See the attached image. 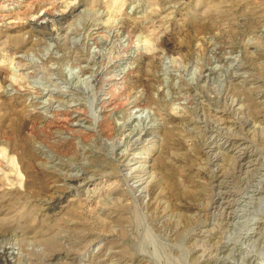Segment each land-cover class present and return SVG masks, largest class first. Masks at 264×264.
<instances>
[{"label": "rangeland", "instance_id": "374dc122", "mask_svg": "<svg viewBox=\"0 0 264 264\" xmlns=\"http://www.w3.org/2000/svg\"><path fill=\"white\" fill-rule=\"evenodd\" d=\"M0 155V264H264V0H0Z\"/></svg>", "mask_w": 264, "mask_h": 264}, {"label": "bare ground", "instance_id": "6f19581e", "mask_svg": "<svg viewBox=\"0 0 264 264\" xmlns=\"http://www.w3.org/2000/svg\"><path fill=\"white\" fill-rule=\"evenodd\" d=\"M55 2V1H54ZM65 11L63 10V11H59V12H54V14L52 15L51 13H49L47 10L46 11H44V12H42V13H40V14H38L37 15V17L35 18V21H37L38 22V24H47L48 22H50V21H52L51 20V16L52 17H59V18H61V17H63L64 15H65ZM4 18V17H3ZM32 18H33V16H32ZM6 19V18H5ZM28 19V18H27ZM52 19H54V18H52ZM16 66V65H15ZM101 71H99L98 73H100ZM107 72V71H106ZM102 75H105V74H102ZM102 75H100V74H98L97 75V77H96V82H97V85L98 86H100V85H102L101 86V90H97L98 91V93L97 94H99V96L101 97V104H100V114L97 116L95 113H94V115H96V116H92V118H90L89 119V115H88V111H87V109H80V108H78V106H77V104L78 103H76V104H73L74 102H72V103H68L67 105H65L66 107L65 108H61V109H54L56 106H54V108H53V111H52V113H51V115L49 114V118H50V120L48 121L49 123H47V122H45V124L47 123V125H50L51 123H58L59 124V128L60 129H62V131H64L67 135H66V137H65V140H67L70 144H73V146H74V148H77L76 147V142H78V144L80 143H85V142H87L88 140H91L92 138H95V137H102V138H104V137H110L111 136V138H112V135H111V121H109V119H110V117L112 116V115H114L115 113H117L118 111H125V110H131V111H129V112H131V113H134V112H137L138 111V109L137 108H139V106H140V104H139V101H138V99L137 98H135L133 101H130V100H128V99H126V101H123L122 99H120V95L118 96L119 98V100L117 101L116 99H115V97H114V93L112 92V91H110V86H109V84L112 82L113 83V81L116 79L115 77H113V76H106V77H103ZM49 79V78H48ZM91 83V82H90ZM95 83V82H94ZM106 83L108 84V87H106L105 85H106ZM54 84V83H53ZM100 84V85H99ZM69 85V84H68ZM68 85H67V87H68ZM97 86V87H98ZM72 87V86H71ZM70 87V88H71ZM84 87V86H83ZM83 87H81V88H83ZM74 88V87H73ZM95 88V87H94ZM57 89V88H56ZM58 89H59V87H58ZM67 89H69V88H67ZM96 89H98V88H96ZM122 89V88H121ZM74 90H79L78 88L77 89H74ZM123 90V89H122ZM122 90H120V91H122ZM61 91V90H60ZM68 91H70L71 92V90H68ZM80 91V90H79ZM82 91V90H81ZM83 91H84V89H83ZM96 91V92H97ZM50 92V91H49ZM62 92V91H61ZM70 92H68V93H70ZM74 92V91H73ZM51 93V92H50ZM65 93V92H64ZM67 93V92H66ZM53 94V93H52ZM72 94V93H71ZM86 94V93H85ZM56 95V94H55ZM74 95H76V94H74ZM83 95H84V93H83ZM94 95V94H93ZM122 95V94H121ZM137 95V94H136ZM96 96V95H95ZM38 97V96H37ZM76 97V96H75ZM88 98H89V96H87ZM68 98H70V97H68ZM78 98H80L81 99V97H78ZM123 98H124V96H123ZM56 98H53V100H55ZM77 99V98H76ZM90 99V98H89ZM124 99V100H125ZM57 100H59V98L57 99ZM56 100V101H57ZM73 100V99H72ZM93 100V99H92ZM70 101V100H69ZM89 101V100H88ZM43 102V101H42ZM52 102V101H51ZM57 102H60V101H57ZM63 102H65L64 100H63ZM67 102V101H66ZM80 102V101H79ZM55 103V102H54ZM81 103V102H80ZM91 103V102H90ZM92 103H93V101H92ZM92 103L90 104V105H92ZM96 104H97V102H95ZM141 103V102H140ZM52 104H53V102H52ZM61 104H63V103H61ZM82 104V103H81ZM84 104V103H83ZM86 104H88V102L86 103ZM142 104V103H141ZM89 105V106H90ZM95 105V104H94ZM93 105V106H94ZM63 106H64V104H63ZM84 106V105H83ZM44 107V106H43ZM87 107V106H86ZM90 107H92V106H90ZM98 108V109H99ZM142 109V108H141ZM93 109L91 108V111H92ZM89 111H90V108H89ZM96 112V111H95ZM93 113V112H92ZM125 113H127V112H125ZM139 113V112H138ZM47 115V114H46ZM91 115V114H90ZM93 115V114H92ZM128 115H129V113H128ZM136 117V116H135ZM48 118V119H49ZM138 118V117H137ZM125 119V118H124ZM86 121H89L90 123H91V127L89 128V127H85V125L83 126V124L86 122ZM127 121H129V119L127 120ZM124 123H125V121H123ZM122 122V123H123ZM52 124V125H53ZM87 124V123H86ZM34 125H36V124H34ZM57 125V124H56ZM30 126H32V125H30ZM46 126V125H45ZM90 126V125H89ZM55 127V126H54ZM57 127V126H56ZM83 127H85V128H83ZM30 128V127H29ZM40 128V127H39ZM48 128V127H47ZM59 128H58V131H59ZM33 130H32V132H33V134H34V130L36 131V127H34V128H32ZM41 129V128H40ZM48 130V129H47ZM57 130V129H56ZM136 130V129H135ZM31 131V130H30ZM29 131V132H30ZM41 131V130H40ZM44 131V130H43ZM132 132V131H131ZM130 132V133H131ZM51 133V132H50ZM64 133V134H65ZM134 133V132H133ZM148 133V132H147ZM32 134V133H31ZM49 134V133H48ZM56 134V133H55ZM58 134V133H57ZM50 135V134H49ZM129 135V134H128ZM135 135V134H134ZM140 135V134H139ZM51 136V135H50ZM60 136V135H59ZM49 137V136H48ZM57 137V136H56ZM62 137V136H61ZM61 137H59V138H61ZM140 138H141V135L139 136ZM52 138V137H51ZM54 138V137H53ZM127 138H129V137H127ZM132 138V137H131ZM134 138V137H133ZM138 138V137H137ZM99 139V138H98ZM121 139V138H120ZM123 139V138H122ZM125 139V138H124ZM49 140V139H48ZM58 141L60 140V139H57ZM109 140H110V138L107 140L108 142H109ZM114 140V139H113ZM112 140V141H113ZM126 140V139H125ZM137 140V139H136ZM53 141H56V140H53ZM104 141H105V139H104ZM116 141V140H115ZM114 141V142H115ZM120 142H122V140H119ZM138 141V140H137ZM52 142V141H51ZM108 142H105V144H107ZM125 142V141H124ZM42 144H43V147L45 146L47 149H49L50 151H54V149H53V145L51 144L50 145V141L48 142V141H45V140H43L42 142H41ZM62 143H64L63 141H62ZM61 143V144H62ZM102 144L104 143V142H101ZM123 143V142H122ZM60 144V143H59ZM79 144V145H80ZM115 144H116V142H115ZM117 144H119L118 142H117ZM58 145V144H57ZM111 145V144H110ZM78 146V145H77ZM115 146V145H114ZM58 147V146H57ZM80 147H81V149H82V146L80 145ZM84 148V147H83ZM78 149V148H77ZM76 149V150H77ZM45 150V149H44ZM78 151V150H77ZM76 151V152H77ZM80 151V150H79ZM83 152V151H82ZM86 152V151H85ZM125 153H127V152H125ZM54 154V153H53ZM56 154V153H55ZM58 154V153H57ZM121 154H122V152H121ZM120 154V155H121ZM119 155V154H118ZM1 156V155H0ZM126 156V155H125ZM2 157V156H1ZM1 157H0V160H1ZM3 160H4V158H3ZM1 162H3V161H1ZM4 164V163H3ZM1 166H3L2 165V163L0 164V167ZM5 166V165H4ZM3 166V167H4ZM6 167H7V165H6ZM2 169V168H1ZM76 176V175H75ZM74 176V177H75ZM82 176V175H81ZM80 176V177H81ZM85 177V176H84ZM84 177H82V178H84ZM88 177V176H87ZM72 178V177H71ZM86 178V177H85ZM75 179V178H74ZM77 179H79V178H77ZM92 179V178H91ZM142 179V178H141ZM80 180V179H79ZM89 180V179H88ZM75 181V180H74ZM141 181V180H140ZM82 182V181H81ZM84 182V181H83ZM86 182V181H85ZM137 182V181H136ZM78 184H79V186L80 185H82L81 183H79L78 182ZM69 185V184H68ZM84 185V184H83ZM78 188V187H77ZM147 188V187H146ZM58 201V200H57ZM58 204V203H57ZM51 206H53V205H51ZM50 206V207H51ZM0 254H1V252H0ZM1 259V258H0Z\"/></svg>", "mask_w": 264, "mask_h": 264}]
</instances>
